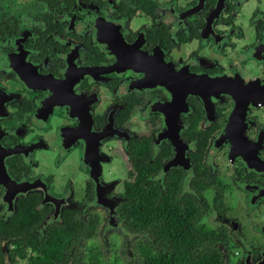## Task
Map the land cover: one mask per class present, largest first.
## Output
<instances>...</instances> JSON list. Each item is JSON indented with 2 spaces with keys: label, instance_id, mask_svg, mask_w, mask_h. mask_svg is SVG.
<instances>
[{
  "label": "flooded vegetation",
  "instance_id": "obj_1",
  "mask_svg": "<svg viewBox=\"0 0 264 264\" xmlns=\"http://www.w3.org/2000/svg\"><path fill=\"white\" fill-rule=\"evenodd\" d=\"M145 193L264 255V0H0V264H142Z\"/></svg>",
  "mask_w": 264,
  "mask_h": 264
},
{
  "label": "trees",
  "instance_id": "obj_2",
  "mask_svg": "<svg viewBox=\"0 0 264 264\" xmlns=\"http://www.w3.org/2000/svg\"><path fill=\"white\" fill-rule=\"evenodd\" d=\"M153 198L154 195H151ZM149 194H142L140 207L132 203L127 220L133 224L135 214H140L143 233L156 239V253L152 255L150 244L140 246V253L147 258L142 264H222L221 244L218 233L207 227L191 226L192 211L182 210L168 196H156L154 202ZM188 227H185V224ZM134 227V226H133ZM93 264H102L94 258Z\"/></svg>",
  "mask_w": 264,
  "mask_h": 264
},
{
  "label": "rangeland",
  "instance_id": "obj_3",
  "mask_svg": "<svg viewBox=\"0 0 264 264\" xmlns=\"http://www.w3.org/2000/svg\"><path fill=\"white\" fill-rule=\"evenodd\" d=\"M108 239L109 244L106 246H94L92 248V260L94 262V256H103L104 264H123V260L121 258L122 249L120 247L121 242L114 241L115 237H105Z\"/></svg>",
  "mask_w": 264,
  "mask_h": 264
},
{
  "label": "water",
  "instance_id": "obj_4",
  "mask_svg": "<svg viewBox=\"0 0 264 264\" xmlns=\"http://www.w3.org/2000/svg\"><path fill=\"white\" fill-rule=\"evenodd\" d=\"M255 264H264V255Z\"/></svg>",
  "mask_w": 264,
  "mask_h": 264
}]
</instances>
